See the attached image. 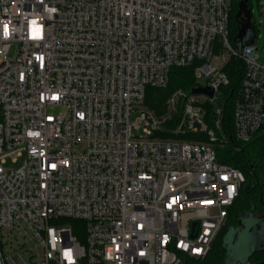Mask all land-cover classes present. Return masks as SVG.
Wrapping results in <instances>:
<instances>
[{
  "label": "built area",
  "instance_id": "obj_1",
  "mask_svg": "<svg viewBox=\"0 0 264 264\" xmlns=\"http://www.w3.org/2000/svg\"><path fill=\"white\" fill-rule=\"evenodd\" d=\"M232 4L0 0V264H203L245 182L216 145L264 130V64L234 46ZM231 57L244 69L229 136ZM191 65L212 95L147 107L148 86Z\"/></svg>",
  "mask_w": 264,
  "mask_h": 264
},
{
  "label": "trees",
  "instance_id": "obj_2",
  "mask_svg": "<svg viewBox=\"0 0 264 264\" xmlns=\"http://www.w3.org/2000/svg\"><path fill=\"white\" fill-rule=\"evenodd\" d=\"M248 3V0H247ZM249 6V5H248ZM237 11V0H233L230 14V37L233 39L238 30V20L235 18ZM233 22V29L231 23ZM244 64L241 59L231 57L225 66L229 78V84L221 87L223 98V129L229 136L232 135V104L233 99L240 87ZM194 66H173L169 72V81L166 87L146 88L145 104L147 107L162 113L165 100L169 94L177 88L191 90L197 81L194 76ZM207 111V121L213 118L214 104H204ZM183 137L188 139L205 140V136L197 133H189ZM217 156L220 162H224L239 168L244 176L245 182L240 189L239 196L229 208L227 224L221 229L212 248L203 264H224V251L221 245L222 238L230 225L237 223L236 216L242 210L254 208L255 213L264 211V130L259 132L248 142H238L231 138L226 143L216 145ZM75 220V219H70ZM81 221V220H77ZM76 233V232H75ZM252 263L264 261V251L256 252L251 257Z\"/></svg>",
  "mask_w": 264,
  "mask_h": 264
},
{
  "label": "water",
  "instance_id": "obj_3",
  "mask_svg": "<svg viewBox=\"0 0 264 264\" xmlns=\"http://www.w3.org/2000/svg\"><path fill=\"white\" fill-rule=\"evenodd\" d=\"M235 18L239 27L233 43L237 50L241 51L244 46L253 42V39L246 38L250 32H254L247 0L238 2ZM191 92L208 95L213 93L209 87H194ZM236 220L237 223L230 225L222 238L224 264H254L251 261L252 255L264 251V213L258 215L251 207L249 210L238 212ZM256 264H264V261Z\"/></svg>",
  "mask_w": 264,
  "mask_h": 264
},
{
  "label": "rangeland",
  "instance_id": "obj_4",
  "mask_svg": "<svg viewBox=\"0 0 264 264\" xmlns=\"http://www.w3.org/2000/svg\"><path fill=\"white\" fill-rule=\"evenodd\" d=\"M240 0H237V4ZM248 5L251 9V23L254 28V32H250L247 39H253L251 45L253 46L254 55L256 59L264 64V0H248ZM233 29V22L231 23ZM197 83L202 85L206 81L205 77H197ZM165 107V106H164ZM49 111L56 114H62L64 108L61 105L50 106ZM16 164L11 157H8L5 161V166L12 167ZM262 211L260 214H263ZM260 215L259 213H256ZM67 223L74 229V231L79 235L80 239L83 238L84 229L83 222L77 220H68Z\"/></svg>",
  "mask_w": 264,
  "mask_h": 264
}]
</instances>
